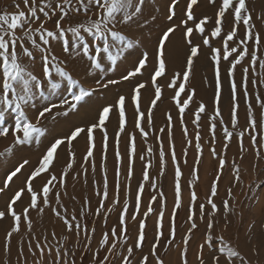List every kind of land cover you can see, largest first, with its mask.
Listing matches in <instances>:
<instances>
[{"label":"snow or ice","instance_id":"snow-or-ice-1","mask_svg":"<svg viewBox=\"0 0 264 264\" xmlns=\"http://www.w3.org/2000/svg\"><path fill=\"white\" fill-rule=\"evenodd\" d=\"M181 0H169L166 7V20L173 21L177 16V7ZM147 0H12L9 6L0 11V138H11V143L0 150V165L7 163L10 167L0 182V197L11 192L5 207L0 209V223L9 219L11 224L4 231L2 242L3 253L11 257L13 245L16 248V264H28V256L33 258V264H77L75 252L65 248L63 244L52 246L47 242V236L43 241L34 234L31 213L35 212L43 217L46 210L57 221L61 222L69 234L76 237L75 247L82 245V255L91 256V264H165L159 255L163 249L167 254L170 247L176 242L177 237V212L182 204V171L177 157L175 146L172 141L173 117L167 114V132L169 139V152L174 165V207L168 219L167 234L165 233V208L166 197L162 191H156L150 199L147 208L141 213L142 194L145 183L153 189L157 188L155 181L149 177L148 167L151 160L143 169V182L138 184L135 195V203L131 213L129 212V197L131 195V180L134 174L136 158L135 136L129 139V151L127 159V174L121 181L122 157L119 149L120 135L125 131L126 123V100L127 97L120 95L114 104L101 106L97 119L88 126L74 125L66 135L54 137L45 147L39 162L32 166L27 157L18 156L24 146L35 143L41 144V138L45 136L46 129L41 127V121L51 114L52 119L60 116L70 117L79 111V107L95 93L107 90L112 85L122 81H131L142 76L151 62L154 68L150 74V81L154 88V99L150 102L147 112V128L153 127V111L157 102L163 95L162 86L158 83L159 78H166L168 49L172 35L178 28H183L184 39L190 46V52L186 59L184 71L176 72L171 78L168 88L175 89L172 100L178 111L179 122L183 127L185 138L188 137L185 126V113L195 97V90L187 86L193 72L195 60L201 55L199 45H193L191 37L194 32L203 38V44L209 47V59L215 82L213 97V114L210 117L209 133L211 136L210 152L213 158H218L219 168L210 185L206 203H197L198 194L195 184L199 180L198 166L201 163L202 147L200 121L201 114L206 112V105L200 102L194 110L192 123L196 125V167L193 168L192 177L189 181L190 202L187 209L189 227L180 243L179 264H190V241L193 233L199 230L198 221L205 223V235L203 242L198 244L195 252L197 264H252V261L241 251L239 241L235 245L226 241L223 235H215L214 228L217 219L222 218L224 229H227L230 221L228 215H238L233 189L240 185L243 188L240 163L233 160L231 168L232 180L226 189V197L218 206L215 198L219 195V185L226 165H228L227 152L230 145L235 142L240 153V161L246 157L244 153H251V168L253 172L264 163V95L260 89L264 88V35L258 30L257 21L264 24V11L255 14L253 0H207V5L213 10L212 16L204 14L200 17L196 14L202 0H185L183 19L179 24L168 25L161 30L157 37L154 50V59L150 58L147 51L143 52L135 61L133 69L127 71L120 79L108 78L109 72H114L118 63L129 56L131 50L139 47L136 37L127 35L120 28L133 25L145 26L148 20H156L154 15H145ZM189 22L193 26H189ZM211 23L210 36L219 37L221 47L210 45L209 32L206 26ZM51 24L50 29L48 25ZM243 28V34L240 29ZM73 38L70 43L67 36ZM89 40L90 42H85ZM39 41V42H38ZM62 42L61 48L64 58H58L52 50V42ZM34 50L40 52V75L36 74L37 56ZM80 58L88 62L86 76L93 77V83L85 86L79 78L74 76V69L70 64ZM103 61V62H102ZM247 61V62H246ZM228 64L225 69L224 63ZM238 66L241 70V79L236 80ZM227 80L230 94V112L226 122L221 107L222 85ZM147 87L146 83L138 82L132 89V103L136 114V128L140 135L147 139L149 132L141 125L145 119V113L141 110V90ZM242 94V97L241 95ZM245 105V123L240 124L239 109L240 99ZM39 102V107L38 103ZM28 109L36 112L35 122L30 118ZM60 109V111H55ZM118 112L119 131L115 138V184L110 191L107 168L104 161L107 158L108 135L106 124L110 120L113 110ZM257 109L259 110L257 113ZM11 119H7L8 116ZM222 130L223 143L218 153L217 129ZM99 129L103 133L101 172L102 184L93 180V191L98 198V207L92 210L88 197L84 198L79 216L73 211L69 213L64 205L62 197L68 196V178L75 170L77 163L74 142L82 136L86 138V149L83 163L76 171L72 180L83 175L84 184L87 185L89 166L93 176L96 173L94 159L95 137L94 132ZM165 128H160L163 134ZM247 138L250 147L245 146ZM160 143L159 163L160 175H164L166 161L163 141L160 136L156 137ZM192 141L188 140L191 145ZM66 149L68 161L62 166L60 176L55 173L56 164L59 162V153ZM188 149H184L187 156ZM153 149H147V156H151ZM145 155H140L139 160L145 161ZM187 163V160L184 161ZM28 174L23 183L13 189L14 178L19 179L25 171ZM43 181L39 187L37 182ZM123 185L124 199L118 216L117 226L108 231H103L98 247L93 249L92 243L96 232L95 218H101V222L107 226L109 216L116 205L120 204V193ZM74 187V185H73ZM255 185H248L249 194ZM254 195V194H253ZM25 197L27 203H25ZM159 197V201L157 199ZM72 200H76L73 195ZM111 201V207L106 201ZM159 202L160 210L156 212L153 204ZM231 202V203H230ZM23 205L22 208L20 206ZM206 205L208 207H206ZM20 208L18 211L17 209ZM155 215L154 241L150 244L148 254H144L147 241V220ZM93 218V226L86 223L87 218ZM138 217L139 220H138ZM129 220L138 224L135 241L129 244L131 233L129 232ZM255 224H250L248 234L243 243L250 244L252 230ZM119 229V230H118ZM264 232V223L261 224ZM67 238V237H66ZM81 238H83V243ZM52 239L56 240L55 232ZM118 245L120 246L118 248ZM207 250V251H206ZM253 255L259 256L258 245L251 249ZM53 252L55 253L53 256ZM104 253L101 255V253ZM10 264V259L5 261ZM83 264V261H81Z\"/></svg>","mask_w":264,"mask_h":264},{"label":"rangeland","instance_id":"rangeland-1","mask_svg":"<svg viewBox=\"0 0 264 264\" xmlns=\"http://www.w3.org/2000/svg\"><path fill=\"white\" fill-rule=\"evenodd\" d=\"M181 1L182 2H180V4L178 5L179 7L177 9V11L179 10L180 17H179V15H177L173 19V21H167L165 17H166V7L169 3V0H147V3L145 5V15L146 16L154 15L156 17V21H154V24H153L152 20L149 19L150 21L148 20V23L145 26L138 27V26L133 25L134 28H133V26L130 28V30L131 29L132 30L127 35L136 37L137 41L139 42V47H136V48H134V50H131L130 55L126 56L124 59H122L118 63L116 70L114 72L108 73V78L120 79V77L122 75L126 74L127 71L134 68L135 61H137L139 59L140 55L145 51H147L149 53L150 58L154 59L155 45L157 42V37L160 35L161 30L165 29L168 25H171L174 23L179 24L180 20L183 19V9L185 7V0H181ZM205 1L207 2V0H204V2ZM181 3H183V4H181ZM11 4H12V0H3V2L1 1L0 2V11L4 10L5 8H8V10H12L9 7ZM200 12L201 11H196V14L198 17H200L202 15V12L201 13ZM211 12L213 13V11H211ZM172 22H174V23H172ZM189 26H193L191 22H189ZM208 26H210L212 28L211 23H209ZM48 27L51 29L52 25L49 24ZM210 27L208 28L206 26L207 30H209V32L206 34L209 35L210 45L211 46L215 45L214 47L218 46L217 48H219V47H221V44L219 43L220 38L219 37L212 38L210 36ZM154 28L158 30V31L156 30L157 33L155 32ZM179 29L182 30L183 28H179ZM181 30H179V32H178V29H177L175 34L179 35L182 38V40L185 41L184 35L180 34ZM183 32H184V30L182 31V33ZM194 34L192 37L194 38L195 36L198 35V37H196V38H198L200 40L199 41L200 44L203 45V47L207 48L208 46H205L203 44V38L198 33L194 32ZM192 37H191V39H193ZM67 39L69 40L70 43L72 42L73 38L71 37V34H69L67 36ZM85 42H90V41L86 40ZM61 43L62 42H55V41L52 42V50L58 58L62 59V57L64 58V53H63L62 48H61ZM207 49H209V47ZM150 53H152V54H150ZM34 54L37 56V62H36L37 72H36V74L39 76L40 75L39 57L41 54L38 50H34ZM83 60L86 63V66L84 67V75L85 76L83 78H81V79L79 78V79L81 81H83V79H84L83 82L85 83V86H89L93 83L94 78L86 76V67L88 65V62L85 59H83ZM172 67L169 65V62L167 61L166 78H159L158 79V83L162 86V89H163V95H162L161 101L157 102L158 107L163 105L164 103H167V102L170 103L172 101L171 97H173L175 94V89H171V88L167 87V85L171 82V78H172L173 74L177 72L176 68L173 67L174 68V70H173ZM153 68H154V62H151L149 64V66L145 70H143L142 76H138V77L132 79L131 81H122L121 83H119L117 85L110 86V88L107 90H102V91L95 93L92 97L87 98V100L82 104V106H80L81 109H79L78 112L71 114L70 117L60 116L56 119H52L51 114H49L46 119H43L41 121V127L46 129L45 136L41 138V144L39 146H37L35 143H33V145H31V146H24L22 148L23 150L21 149L19 151L18 156L27 157L29 159L31 158L30 160H32L34 158L31 162V164L33 167L36 166V164H38V162H39V159H40L45 147L49 144V142L54 137H58V136L68 134L74 125L88 126V125L92 124V123H90V124L84 125L82 122L76 121L75 120L76 115L80 114L81 117H82V115H83V117H85L86 114L88 113V111L92 112V113L94 112L93 113V114H95V115H93V119H95L93 121V123H94L97 119L95 117H97L96 115H98V111L101 108V106L106 105V104H114L120 95H124L125 97H127V100H126L127 103H129V105L130 104L133 105L132 100H131L132 89L135 86V84L138 82H144L147 85V87L145 89L141 90V94H142V92H145L141 95V97H144L145 100L148 101V104H149L148 108H149L151 100L154 99V88H153L151 81H150V74L152 73ZM183 68H185V66H183ZM74 76L76 78H78V76H76V75H74ZM164 93L168 94V95L165 96ZM37 103H38V107H39V102H37ZM148 108H145L142 110L146 116H147ZM84 111H85V113H84ZM81 113H83V114H81ZM28 114H29L30 118L33 120V122H35L36 112H33L31 109H28ZM114 114L117 116L116 118H118V119H116L117 126H118L119 117H118V112L115 109L113 110L111 115H114ZM7 119L10 120L11 116L9 115L7 117ZM128 122L130 124H136V115L133 116ZM126 128H128L127 123H125V129ZM193 128H196V127H193ZM117 129L119 130V127ZM124 132L122 133V135L126 134ZM193 132L194 133H189V135L192 134L194 137L196 134V131H193ZM122 135L120 136V138L122 137ZM82 138H83L82 143H81L82 145L80 147H81V149L85 150L86 149V138L85 137H82ZM137 138H139L140 141L142 140V136H140V135L137 136ZM165 138L168 139V136H165ZM139 140H136V141H139ZM183 141H184V139H183ZM10 143H11L10 137L8 139L0 138V146L1 147L4 146V148H5ZM167 144H169V143H167ZM247 145H246V147H250L248 142H247ZM149 146L150 145H146V143L144 142L143 144H141V146L139 148L136 147V157H137L136 158V164H134V174H133V178L130 182L131 183V195L129 197V204H130L129 212L131 213V211L133 210V206L135 203V195H136V191L138 188V184L143 182V169L145 167V164H147L148 161L151 160V164L148 167L149 177H150L151 181H155L157 188L153 189L149 186L148 183H145V190L142 194L141 213H143V211L146 210L147 205L150 202L151 196L156 191L164 192L165 197H166L165 233L167 234L168 219L170 218L171 213L173 211V207H174V191H173L174 190V165L171 162V155L169 152V148H168V146H166V149H167V153L165 156V161H166L165 169L166 170L164 171V175L161 176L160 175L159 153L157 150L153 149L152 155H154L153 156L154 159L149 158V156H147V149L149 148ZM39 147H40V151H39ZM0 150H2V149H0ZM188 152H189V156H190V159H189L190 161L187 164L185 163V165H186L185 169L181 167L182 168L181 169V171H182L181 185H182V204H183V206L177 212L176 242L173 246L170 247L167 254L164 253L163 249L159 250V255L164 259L165 264H179V259H178L179 248L176 247L175 245L180 243L181 238L186 234L187 229L190 226L189 222L187 220V209L189 207L191 189L189 188L188 184H189V181H191L193 179L192 171H193V168L196 167L195 160H196L197 152H196V149L194 147L189 149ZM32 153H33V155H32ZM142 154L145 155V157H146L145 161L139 160V156ZM206 155H207V157H205V156L202 157V155H201V163L198 166L199 180L195 184V191L198 194V202H197L198 204L199 203H206L207 196L209 195L210 185H211L212 180L214 179L216 172L219 168L218 158L212 157L210 149H209L208 153L206 152ZM249 155L252 156L251 153H249ZM252 158L253 157H251V159L248 160L249 164L245 163L244 165H240L241 170H242L241 171V177H242V181H243V188H241L240 185H237L233 189V195H234V199L236 201V212L238 213V215H233L231 213L228 215V220H229V217L231 216V218H232L231 222L232 223L231 222L229 223V226L227 229H224V227H223L225 221L222 218L217 219L216 225L214 228V233H215V235H223L224 239L226 241H229L230 243L235 245L237 243V241H239V238L241 236V234L239 232H242L243 235L248 234L249 225L255 224L256 227H255V229L252 230L251 243L247 244L248 246H245V251H247V253L253 257V253H252L251 249H252V246L254 245V240H255L254 238L257 234V231L261 230V224L264 223V163H261L260 167L256 170V172H253V170L251 168V162H249L252 160ZM231 161H233V160H231ZM104 163H105V161H104ZM212 163H213V165H212ZM231 163H228V165H226V168H228L229 170H227L226 171L227 173L224 174V176H225V177H223L224 182L222 181V183H224V184L220 183L219 189H218L219 195L217 198H215V202L217 203L218 206L221 205V202L223 199L227 198L226 197V189L230 186V181L232 180L231 168H230ZM246 164L248 165L247 167H246ZM100 165H101V161L99 162V166ZM9 167L10 166L7 163L0 165V182H2L4 175L8 171ZM137 167H139V168H137ZM210 168H212L210 170L211 172L209 171V173L206 174L205 170L210 169ZM25 172L26 173H24L23 176L21 175V179L19 177V180H20L19 182H21L19 185H21L23 183V181L25 180V178L27 176L25 174H28V171H25ZM126 174H127V166H126V168L124 167V169L121 168V177H120L121 181L125 180ZM23 177H24V179H23ZM227 177H229V178H227ZM15 179L16 178H14V181H15ZM98 184H100L99 181H98ZM109 184H110V191H111L114 189L115 176H114L113 180H110ZM250 184L255 185V187L252 188V194H249L248 185H250ZM17 186H15L13 189H15ZM91 186H92V188H90V190L92 191V193H94L93 184ZM10 195H11V193H9L8 196H10ZM0 199H1V197H0ZM123 199H124V191H123V185H122L121 193H120L121 203L116 205L111 213H107V215L109 216L107 226L105 227V225L101 222V218H95L96 222H95L94 226L96 227V232L94 234V239H93V243H92L93 249L98 247V244H99V241L101 239L103 231H108L113 226H117L118 216H119V213L121 210V205H122ZM157 199L159 201V197H157ZM7 200H8V198L4 200V206H5V202ZM106 205L111 207V201L110 200L106 201ZM4 206L0 209H3ZM90 207L92 210H95V208L98 207V198L97 197H96V200L94 203L92 201H90ZM206 207H208V206L206 205ZM153 208L156 210V212H159V210H160L159 202L153 204ZM68 210H69V213H72L73 211H75V213L79 216L80 207L76 208L75 206H73V208L69 207ZM139 218L140 217H138V220H139ZM155 221H156L155 215L150 216L147 220V225H148L147 229H146L147 241H146V244L144 247V254H148V249L150 247V244L154 241ZM86 223L89 225V227H92L93 226V218L92 217L87 218ZM205 223H206V221H205ZM205 223H200L198 221L199 230L195 231L193 233L192 239L190 241V248H191L190 256H189L190 264H197V261L195 258V252L197 250L198 244L203 242V237L205 235ZM137 231H138V224L133 223L129 220V232L131 233V238L128 241L129 244H131L135 241ZM63 233H64V235L62 234V237L58 241L56 240V242H54L50 245L59 246V244H63L65 248H68L72 252H75L77 264H81V261H83V264H91L90 254L89 255H82V245L79 249H77L75 247V244H76L75 235L67 233L65 229H64ZM81 240L83 243V238H81ZM119 247L120 246L118 245V248ZM259 250H260V254L255 259H251L248 256V258L252 261V264H264V242H263V244L260 245ZM25 251H26L25 252L26 255L28 256V264H33V258L27 254V247H26ZM54 254L55 253L53 252V256H54ZM103 254L104 253L102 252L101 255H103ZM45 264H47V261H45ZM152 264H155L154 260H152Z\"/></svg>","mask_w":264,"mask_h":264},{"label":"bare ground","instance_id":"bare-ground-1","mask_svg":"<svg viewBox=\"0 0 264 264\" xmlns=\"http://www.w3.org/2000/svg\"><path fill=\"white\" fill-rule=\"evenodd\" d=\"M1 1L3 2V0H0V2ZM181 4H183V3H181ZM252 6L255 8V14H260L262 11H264V0H253ZM178 7H177V9H178ZM196 11H201L202 15L207 14L208 16L211 17L212 16L211 11H213V10L207 5L206 1L204 2V0H202V4H201L200 8H198ZM177 12H178L177 15H179V17H180L179 10ZM152 22L154 24V21H152ZM172 23H174V22H172ZM134 26H137V25H134ZM134 26H133V28H134ZM257 26H258V30L261 32V34L264 35V24H261L259 21H257ZM138 27H140V26H138ZM207 27L209 28L210 26L207 25ZM210 29H211V27H210ZM120 30L125 32L126 34H129L132 29L130 30L129 27L123 26L120 28ZM156 30L157 29H155V32H156ZM179 30H181V29L178 28V32H179ZM182 31H183V29L181 30V33H180L181 35L183 34ZM240 34L241 35L243 34V28L240 29ZM196 37H198V35L195 36L194 38L192 37L193 38L192 43H193V45H199L200 46V50H201L202 54L199 55V57L195 60V63L193 66V72H192V75L190 77L189 84L187 86L189 89H194L195 93H196L194 100L190 105V109L186 111L185 117H184L185 126L187 127V131H188L187 139L185 138L183 127L181 126V124L179 122L178 111H177L175 104L172 100L170 103H168V102L164 103L163 105H161L159 107L157 106L154 109V111H153V127L151 129L147 128V119H146V115H145V119L141 121V125H142V127L145 128L146 131L149 132V135H148L146 140H145V138L142 137V140L140 141L139 138H137V136L140 135V132L136 128V124H130L128 122L133 116L136 115L135 110H134V105H131V104L129 105V103H127V101H126V105H125V107H126V123L128 124V128L125 129L124 133H126V134L122 135L123 132L121 133L122 139L120 138V145H119V149H120V153H121V157H122V163H121L122 169H124V167L126 168V166H127L128 151H129V139L131 136H135V145H137L136 146L137 148H139L141 146V144H143L145 142L146 145H150L149 147L157 150L158 153L160 151V143L157 141L156 137L160 136L161 140L163 141L165 153H167L166 146H168V148H169V144H167V143H169V139L165 138V136H168L166 125H167V114H169V113L173 117L172 141H171V143L174 144V146H175V151H176L177 157L179 159L180 167L185 169L186 165H185L184 161L186 159L187 163H189L190 156H189V152H187L186 157L184 156V149L187 148L189 151V149H191L193 147L195 148L196 134L193 137V135L192 134L189 135V133H194L193 131H196V128H193V127H196V125H194L192 123V121L194 119L193 112L197 108V106L199 105L200 102H203L206 105V112L204 114H201V121H200L201 141H200V143H201V147L203 150L202 151V157L203 156L207 157L206 152L208 153V151L211 147V136L209 133V126H210V117L214 111L213 97H214L215 82H214V76H213V71H212V65H211L210 59H209V49H207L208 47L207 48L203 47V45H201L199 42L200 40ZM216 47H218V46H216ZM167 49H168L169 65L171 67L172 66L175 67L177 72H183V70L185 69V68H183V66H186V59H187V56L190 52V46L186 43V41H183L179 35L175 34L171 37V42L167 44ZM150 54H152V53H150ZM62 59H63V57H62ZM85 66H86V63L82 58H80L77 62L69 65V67L74 69V75L78 76V78H80V79L85 76L84 75V67ZM223 67L226 69L228 67V64L225 62ZM173 70H174V68H173ZM240 79H241V70H240V66H238L237 71H236V80L239 81ZM83 81H84V79H83ZM260 92L262 95H264V88H261ZM143 93H145V92H142V94ZM166 95H168V94H165V96ZM240 95L242 97V94H240ZM171 99H172V97H171ZM148 106H149L148 101H146L144 97H141V110L148 108ZM221 107H222L223 117H224L225 121L227 122L228 118H229L230 107H231L230 94H229V84H228L227 80H225L223 82V85H222ZM79 109H81V107ZM55 111H60V109H56V110H54V112ZM85 111H84V113H85ZM258 111L259 110L257 109V113H258ZM93 113L88 111V113L86 114L85 117H83V115L81 117V115L78 114L75 116V120L82 122L84 125L93 123V121L95 120V119H93V115H95ZM81 114H83V113H81ZM116 117L117 116L115 114L111 115L110 120L106 124L107 135H108V150H107V158L105 160V165H106L105 167L107 168L109 183H110V180H113V178L115 176V169H116L115 148L114 147H115L116 134L119 131L117 129L118 126H117V121H116V119H118V118H116ZM95 118H97V117H95ZM239 120H240L241 125H243L245 123V105L243 103L242 98L240 99ZM160 128H165L166 131L163 134H161L159 132ZM82 137L79 138L78 143L74 142V151L77 154L76 155L77 163L74 165L75 170L71 173V175L68 178V186H67L68 196L62 197L64 205L66 207L69 206L70 208H73V206H75L76 208H78V207L81 208V205H82L85 197H88L89 200L94 203L96 200V197H95L94 193H92V191L90 190V188H92L91 185L93 184V180H95L97 183L99 181V183L102 184L103 174L101 172V167H100L101 165L99 166V162L101 161V158H102L103 133L98 129L94 132V137H95L94 159H95V164H96L95 175L93 176V173L91 171V166H89V171L87 174V185L84 184L83 175L78 177L76 180H72V178H71V176L76 175V171H78L80 169V164L83 163V156L85 154V150L81 149V147H80L82 145L81 144L82 140H83ZM217 137H218V139H217L216 149H217V152L219 153L221 151V146L223 143L222 130L219 127L217 129ZM183 139H184V141H183ZM136 140H139V141H136ZM188 140L192 141L191 145L188 144ZM247 142L248 141L246 138L245 139V146L247 145ZM0 149L3 150L4 146L3 147L0 146ZM39 151H40V147H39ZM32 155H33V153H32ZM244 155H245L246 159L243 162H241L240 161V153L238 151L237 144L235 142H233L230 145L229 151L227 152L228 163H231L232 162L231 160H236L237 162L240 163V165H244L245 163L249 164L248 160H250L252 156L249 155V153H244ZM153 156L154 155H151L149 158L154 159ZM136 158H135L134 164H136ZM32 160H31V162H32ZM67 161H68V157H67L66 149L64 151H60L59 162L56 164V167H55V173H56L57 177L60 176L62 166L66 165ZM249 162H251V161H249ZM247 164H246V167L248 166ZM212 165H213V163H212ZM137 168H139V167H137ZM211 169L212 168L205 170V173L206 174L209 173V171ZM227 170H229V169L225 167V170L223 172V176L221 179V183H222V181L224 182L223 177H225L224 174L227 173L226 172ZM24 173H26V172H24ZM25 175H27V174H25ZM227 178H229V177H227ZM20 179H21V176H20ZM23 179H24V177H23ZM19 181H20L19 179H15V181L11 187L14 188L17 185L19 186V184L21 183ZM41 183H43V181L37 182V187H39ZM222 184H224V183H222ZM73 185H74V187H73ZM9 193H11V192H9ZM9 193L4 195L3 197H1L0 208H2L4 206V200L9 197L8 196ZM73 195L76 197L75 201L71 199V197ZM25 203H27L26 197H25ZM22 207H23V205L20 206V208H22ZM20 208H18L17 210L19 211ZM31 218L33 220L34 234L38 238H40L42 241H43V237L47 236V242L49 244H52V243L56 242V240L58 241L62 237V234L64 235V233H63L64 228H63L62 224L59 221H57L56 219H54L47 210H46L45 214L43 215V217H40L37 215V213L33 212V213H31ZM231 219L232 218L230 216L229 217L230 222H231ZM10 224H11L10 219L5 223H0V264H5V261L9 260V259H10V264H16L15 244L13 245V250H12V254H11L10 258L6 257L4 255L3 249H2L4 231L6 228H8L10 226ZM53 232H55V234H56V237H57L56 240L52 239V233ZM239 233L241 234L240 238L239 237L238 238H239V241L241 244L242 253L246 254V256L247 257L249 256L251 259H255L257 256L253 255V257H252L251 255H249L247 253V251H245V246H248V245L247 244L245 245L243 243V240L247 234L243 235L242 232H239ZM254 239H255L254 245H258L260 247V245L263 244V242H264V240H263L264 239V232H262L261 230L257 231V234H256ZM26 247H27V245H25V250H26Z\"/></svg>","mask_w":264,"mask_h":264}]
</instances>
